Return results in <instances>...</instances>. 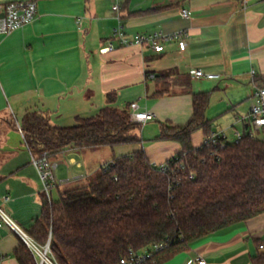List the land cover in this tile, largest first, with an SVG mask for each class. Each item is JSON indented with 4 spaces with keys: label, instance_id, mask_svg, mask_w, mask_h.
Masks as SVG:
<instances>
[{
    "label": "crops",
    "instance_id": "1",
    "mask_svg": "<svg viewBox=\"0 0 264 264\" xmlns=\"http://www.w3.org/2000/svg\"><path fill=\"white\" fill-rule=\"evenodd\" d=\"M12 1L19 0H0V5ZM33 1L35 20L0 34V209L14 224L0 222V264H19L14 252L24 241L21 235L34 241L29 232L44 209L41 179L20 131L27 110L47 111L55 123L69 125L78 115L97 112L106 95L116 92L121 105L138 103L140 111L155 115L141 135L151 163L161 164L181 146L156 138L163 124L189 121L193 93L210 92L207 112L215 98L221 99L226 108L218 118H207L212 125L215 119L223 123L213 125L214 132L224 131L228 140H235L248 126L238 118L249 113L255 90L264 87V0ZM182 9L190 10L191 18L182 17ZM119 26L128 37L182 33L187 47L180 50L177 40L162 41V52L148 45H122L115 36ZM110 43L114 50L102 52ZM194 69L221 78L194 79ZM204 140L202 131L192 136L195 147ZM80 154L85 156L66 150L54 161L57 170L66 160L84 169ZM57 170L61 184L55 200L91 173L66 178ZM260 244L264 213L197 241L163 264H196L189 261L198 256L208 264H254L264 253Z\"/></svg>",
    "mask_w": 264,
    "mask_h": 264
},
{
    "label": "trees",
    "instance_id": "2",
    "mask_svg": "<svg viewBox=\"0 0 264 264\" xmlns=\"http://www.w3.org/2000/svg\"><path fill=\"white\" fill-rule=\"evenodd\" d=\"M210 100V92L193 93L189 121L162 125L156 140L181 146L166 171L149 160L143 126L132 120L131 104L121 105L116 92L106 95L97 112L78 115L69 125L55 123L47 111L27 110L21 129L35 156L47 153L55 161L68 149L142 145L102 165L89 183L63 190L58 200L44 194L42 217L30 236L40 246L50 242L58 264H120L130 252H149L144 264H163L197 241L263 214L264 138L252 137L248 125L239 140L213 142ZM197 131L205 140L195 147ZM14 253L19 264H38L24 241ZM253 261L264 264V253Z\"/></svg>",
    "mask_w": 264,
    "mask_h": 264
},
{
    "label": "built area",
    "instance_id": "3",
    "mask_svg": "<svg viewBox=\"0 0 264 264\" xmlns=\"http://www.w3.org/2000/svg\"><path fill=\"white\" fill-rule=\"evenodd\" d=\"M240 1V0H235ZM118 9V5L114 7ZM37 15V3L33 0H19L12 1L6 4L0 5V34L8 35L15 30L21 29L29 24H31ZM181 15L184 18H191L192 12L188 9H182ZM115 36L119 38L122 45H148L152 47L156 52L164 51V46L162 41L177 40L180 50L184 51L187 47V41L182 39V33H175L173 35H164L163 33L154 34H136L133 37H128L124 32L123 28L119 26L116 30ZM114 45L110 43L108 47L102 49V52H109L114 50ZM192 78L194 79H206V80H216L220 79L221 75L216 73L205 72L203 69H194L190 72ZM254 102L249 113L238 118L240 121L248 123L250 126L251 136L264 138V87L257 88L253 94ZM138 103L131 104V118L134 122L140 123L145 126L150 120L154 118V114L147 111H140ZM21 133L22 129L20 128ZM219 137H226L224 131L214 132L209 139L213 142ZM241 134L236 136L235 140H239ZM32 163L37 169L42 187L43 193L48 197V199H53V193L56 191L57 187L61 182L57 179L56 170L57 164L52 161L47 153H43L41 156H35L32 154ZM157 168L162 171L169 169V164L167 162L161 164H154ZM193 176L191 173L190 177ZM0 222L6 223L10 227L14 228V224L11 219L0 209ZM24 242L28 245L31 252L35 256L38 264H58L51 255L50 242L46 246H40L35 241L28 239L26 236H22ZM163 246H156L154 249L162 248ZM260 249L264 250V244L260 245ZM151 257V253H135L130 252L129 256L121 259L120 264H144V262ZM189 263L196 264H208L207 261L198 256L191 259Z\"/></svg>",
    "mask_w": 264,
    "mask_h": 264
},
{
    "label": "rangeland",
    "instance_id": "4",
    "mask_svg": "<svg viewBox=\"0 0 264 264\" xmlns=\"http://www.w3.org/2000/svg\"><path fill=\"white\" fill-rule=\"evenodd\" d=\"M229 93L230 91H228V94ZM220 100L221 99L218 98H215L213 100L212 107L207 112L208 118H218V116L220 115L217 114L222 110H224V108H226V105L221 104ZM229 116H233L232 112ZM216 120L217 119L213 121L214 126L216 125L221 126V124H223L221 121L218 120L216 121ZM232 131H228L230 135ZM141 134L143 135V131ZM260 136L262 137V134H260ZM141 146H142L141 144H137V145L118 146L115 148L105 147V148H93V149L85 150L82 152L85 156L81 154L79 155V158L86 162L84 169H80L76 165L74 166L69 165V162L66 160L63 161L64 163H59L57 173L63 174L65 176L71 173H76L81 175L82 173L83 174L85 173V170H89L91 173L89 174L88 178L81 179L68 188H75L81 185H85L89 183L91 180L97 178L98 174L100 173V168L102 165L111 162L115 158L132 153L140 149ZM53 197L55 199V192L53 193Z\"/></svg>",
    "mask_w": 264,
    "mask_h": 264
},
{
    "label": "water",
    "instance_id": "5",
    "mask_svg": "<svg viewBox=\"0 0 264 264\" xmlns=\"http://www.w3.org/2000/svg\"><path fill=\"white\" fill-rule=\"evenodd\" d=\"M48 246H49V242H48Z\"/></svg>",
    "mask_w": 264,
    "mask_h": 264
}]
</instances>
